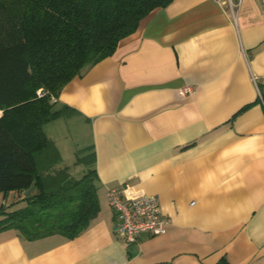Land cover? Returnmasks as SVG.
<instances>
[{
    "label": "crops",
    "instance_id": "obj_1",
    "mask_svg": "<svg viewBox=\"0 0 264 264\" xmlns=\"http://www.w3.org/2000/svg\"><path fill=\"white\" fill-rule=\"evenodd\" d=\"M171 1L58 93L87 126L96 217L72 239L2 229L0 264H264L262 4L243 0L232 13L216 0ZM44 133L55 168L80 176L85 167L63 164ZM108 189L156 195L166 232L123 243Z\"/></svg>",
    "mask_w": 264,
    "mask_h": 264
},
{
    "label": "trees",
    "instance_id": "obj_2",
    "mask_svg": "<svg viewBox=\"0 0 264 264\" xmlns=\"http://www.w3.org/2000/svg\"><path fill=\"white\" fill-rule=\"evenodd\" d=\"M171 2L0 0V193L19 197L0 204V230L15 229L27 240L52 234L72 239L96 217L92 146L76 156L85 170L75 177L69 166L55 168L61 157L44 125L72 113L57 102L69 80L111 55L148 13ZM40 87L42 96L36 95Z\"/></svg>",
    "mask_w": 264,
    "mask_h": 264
},
{
    "label": "built area",
    "instance_id": "obj_3",
    "mask_svg": "<svg viewBox=\"0 0 264 264\" xmlns=\"http://www.w3.org/2000/svg\"><path fill=\"white\" fill-rule=\"evenodd\" d=\"M226 4L232 13L243 0H216ZM264 10V0H260ZM191 86L181 88V93L191 92ZM45 90L37 89L36 95L42 96ZM55 100L54 97H51ZM107 197L109 206L114 214L113 231L121 237L123 243L136 242L141 233L161 235L166 232L170 218L165 216L160 208L159 199L156 195L144 194L137 197L126 198L121 191L108 189Z\"/></svg>",
    "mask_w": 264,
    "mask_h": 264
},
{
    "label": "rangeland",
    "instance_id": "obj_4",
    "mask_svg": "<svg viewBox=\"0 0 264 264\" xmlns=\"http://www.w3.org/2000/svg\"><path fill=\"white\" fill-rule=\"evenodd\" d=\"M41 88V87H40ZM38 88V89H40ZM46 126V127H45ZM45 131L49 132L52 137L56 140L57 145L60 146V150L63 153V164H71L75 161L76 156H82L87 153V150L83 143H87L89 140L87 126L85 122L73 114L62 116L60 118L54 119L44 125ZM79 167H84L83 164H78ZM76 173V172H72ZM76 175V174H75ZM0 193V204L4 203L3 198ZM11 204V200L7 202L8 205ZM21 202L14 203L9 206V209L21 206Z\"/></svg>",
    "mask_w": 264,
    "mask_h": 264
},
{
    "label": "water",
    "instance_id": "obj_5",
    "mask_svg": "<svg viewBox=\"0 0 264 264\" xmlns=\"http://www.w3.org/2000/svg\"><path fill=\"white\" fill-rule=\"evenodd\" d=\"M32 188H33L32 185H31L30 187H28V188L24 191V194H25V195H28V194L31 192Z\"/></svg>",
    "mask_w": 264,
    "mask_h": 264
}]
</instances>
